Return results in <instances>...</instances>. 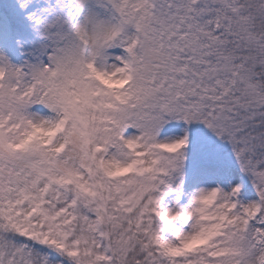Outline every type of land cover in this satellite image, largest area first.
<instances>
[{"label": "snow or ice", "instance_id": "snow-or-ice-1", "mask_svg": "<svg viewBox=\"0 0 264 264\" xmlns=\"http://www.w3.org/2000/svg\"><path fill=\"white\" fill-rule=\"evenodd\" d=\"M0 264H264V0H0Z\"/></svg>", "mask_w": 264, "mask_h": 264}]
</instances>
